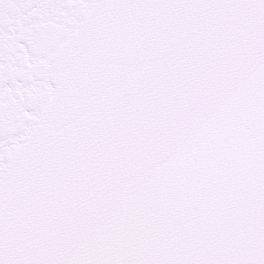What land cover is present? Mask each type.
I'll return each mask as SVG.
<instances>
[{"label":"snow or ice","instance_id":"snow-or-ice-1","mask_svg":"<svg viewBox=\"0 0 264 264\" xmlns=\"http://www.w3.org/2000/svg\"><path fill=\"white\" fill-rule=\"evenodd\" d=\"M0 264H264V0H0Z\"/></svg>","mask_w":264,"mask_h":264}]
</instances>
